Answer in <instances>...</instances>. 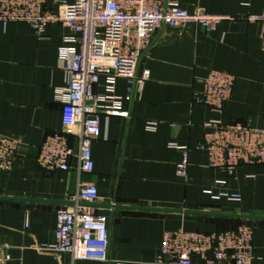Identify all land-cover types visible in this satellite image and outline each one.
Instances as JSON below:
<instances>
[{
	"label": "crops",
	"instance_id": "0c3cea01",
	"mask_svg": "<svg viewBox=\"0 0 264 264\" xmlns=\"http://www.w3.org/2000/svg\"><path fill=\"white\" fill-rule=\"evenodd\" d=\"M58 11L69 0H42ZM192 13L221 17L213 32L193 24L161 27L141 57L137 75L148 72L142 91L124 79L116 94L127 118L100 117V137L92 143L93 172H47L37 164L44 139L62 131L56 92L66 80L58 49L69 31L48 26L39 38L23 23H0V135L20 139L28 150L13 169L0 174V244L8 245V264H152L164 232L219 233L241 225L252 229L254 259L264 264V166H241L234 177L208 166L198 150L202 124L218 119L264 130V0H179ZM234 78L220 114L195 102L209 71ZM96 94H102L96 88ZM154 124L153 132L147 131ZM76 150L78 142L69 137ZM188 151L185 178L176 165ZM79 183L98 191L96 211L108 219L106 261H73L41 245L54 242L56 215L70 207ZM236 194L238 201L223 195ZM245 217V218H244Z\"/></svg>",
	"mask_w": 264,
	"mask_h": 264
},
{
	"label": "built area",
	"instance_id": "2783aa9c",
	"mask_svg": "<svg viewBox=\"0 0 264 264\" xmlns=\"http://www.w3.org/2000/svg\"><path fill=\"white\" fill-rule=\"evenodd\" d=\"M43 7L42 0H0L2 24L23 23L39 38L46 36L52 24H61L69 31L58 49V66L66 80L65 88L56 92L63 129L44 139L37 157L38 166L47 172H67L72 160L79 174L93 172L91 146L100 137L99 119L128 117L122 106L131 96H118L116 83L124 79L129 89L142 91L149 74L144 72L139 77L138 63L153 46L161 27L193 24L213 32L222 20L199 10L190 13L179 0H69L58 11ZM248 20L264 22V13ZM201 85L195 102L214 114L222 113L234 78L212 70ZM96 88H101L102 94H96ZM146 129L153 132L155 125L148 124ZM202 129L197 148L206 153L210 168L234 177L243 165L264 166V130L242 123L223 124L218 119L205 121ZM69 137L77 139L76 150L70 147ZM27 150L20 139L0 135V174L10 172ZM187 168L188 151L183 150L175 174L185 178ZM223 196L239 200L236 194ZM71 201L70 207L56 215L54 242L39 248L58 256L69 254L73 261H106L108 219L96 211V186L79 183ZM8 250V245L0 244V264L9 263ZM253 259L252 229L241 225L234 231L210 234L164 232L152 264H251Z\"/></svg>",
	"mask_w": 264,
	"mask_h": 264
},
{
	"label": "water",
	"instance_id": "95a60500",
	"mask_svg": "<svg viewBox=\"0 0 264 264\" xmlns=\"http://www.w3.org/2000/svg\"><path fill=\"white\" fill-rule=\"evenodd\" d=\"M245 218V217H244Z\"/></svg>",
	"mask_w": 264,
	"mask_h": 264
}]
</instances>
